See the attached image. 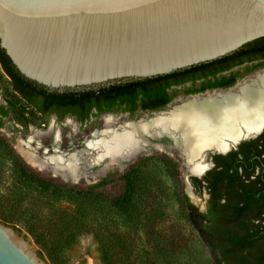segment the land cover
Returning <instances> with one entry per match:
<instances>
[{"label":"water","instance_id":"water-1","mask_svg":"<svg viewBox=\"0 0 264 264\" xmlns=\"http://www.w3.org/2000/svg\"><path fill=\"white\" fill-rule=\"evenodd\" d=\"M262 38L264 0H0V47L23 77L51 92L170 75ZM238 85L189 96L174 107ZM263 132L264 126L226 151H207L203 162L208 153L227 155ZM204 164L205 171H189L191 177L203 178L215 166L212 158ZM0 264L47 263L36 244L0 222Z\"/></svg>","mask_w":264,"mask_h":264},{"label":"rangeland","instance_id":"rangeland-1","mask_svg":"<svg viewBox=\"0 0 264 264\" xmlns=\"http://www.w3.org/2000/svg\"><path fill=\"white\" fill-rule=\"evenodd\" d=\"M245 79L240 80L239 84L242 85ZM1 99L24 104L0 65ZM182 101L177 99L165 111ZM108 117H113L115 124L118 123L114 129L133 119H148L145 116L129 119L122 115H105L80 124L70 118L61 122L51 118L44 128L28 127L13 116L4 121L0 125V215L20 217L24 222L60 239H69L80 231L74 244L64 253V264H104L100 242L94 233L99 230L100 223V229L111 239V254L115 264H211L209 251L186 219L180 196L182 191L189 192L190 186L191 200L201 211H206L208 198L204 191L194 188L190 170L175 148V142L167 137L148 139L150 146L132 159L119 162L105 159L89 166L80 165V174L75 180L55 173L49 166H39L26 160L40 174L63 179L80 187L95 186L111 176L118 178L130 166L138 164L141 174L133 200L132 220L116 211L108 201L95 203L90 199L78 200L69 195L51 198L22 184L14 171L5 142L22 158L20 146L30 138H34L31 147L36 149L40 158H48L57 152L60 155L74 154L83 150L86 141L91 140L96 131L103 129V121ZM152 117L150 115L149 119ZM57 135L61 142L56 152L54 142ZM210 156L211 152L204 163H209ZM105 192L110 197L116 194V181ZM15 229L36 244L27 232V227L17 225ZM44 259L50 264L47 258Z\"/></svg>","mask_w":264,"mask_h":264},{"label":"trees","instance_id":"trees-1","mask_svg":"<svg viewBox=\"0 0 264 264\" xmlns=\"http://www.w3.org/2000/svg\"><path fill=\"white\" fill-rule=\"evenodd\" d=\"M263 56L264 38L247 44L230 56L170 75L128 81L124 84L100 87L99 90L59 93L51 92L23 77L0 47V65L9 77L13 90L26 100L23 105L9 100L10 111L18 119L26 122L30 121L27 117L28 113L44 114L46 113L45 108L62 117L66 114L75 115L80 122H83L86 117L84 110L90 111L94 107L110 102L112 93H116L117 98H126L136 87H145L150 83L182 75L184 77L174 81L173 84L195 81L208 73L216 72L225 63L231 62L230 66L219 68L220 70L244 62L256 61ZM263 65L264 63L258 64L257 67ZM235 83L236 79L231 82L218 81L211 86V89L230 88ZM204 91L205 88H202L195 93ZM170 101L171 99L167 103ZM4 108L0 106L1 112L8 115ZM164 108L165 104L156 106L154 109ZM5 146L13 160L14 171L18 178L22 184L33 191L51 198L69 195L78 200L90 199L95 203L108 201L116 211L132 220L133 200L141 174L138 164L130 166L118 178L111 176L104 178L95 186L80 187L40 174L31 169L12 147L6 145V142ZM210 158L215 166L207 172L206 176L191 177L194 188L206 191L209 195L206 211H201L184 191L181 192L180 199L189 225L209 251L211 264H264V132L257 139L241 143L236 151L227 155H211ZM115 181L118 185V192L111 197L106 196V189ZM0 222L13 228L17 225L27 227V232L39 247V255L47 258L50 264H64L62 259L65 251L74 244L80 233L78 231L69 239H60L10 214L0 215ZM101 225L102 223L99 225L100 228ZM100 228L94 233L100 242L102 261L104 264H115L114 256L111 254V239ZM113 241L117 242L116 239Z\"/></svg>","mask_w":264,"mask_h":264},{"label":"bare ground","instance_id":"bare-ground-1","mask_svg":"<svg viewBox=\"0 0 264 264\" xmlns=\"http://www.w3.org/2000/svg\"><path fill=\"white\" fill-rule=\"evenodd\" d=\"M238 86L234 91L189 100L154 115L151 120L126 122L117 129L114 127L118 123L108 117L103 121V129L96 131L83 150L74 154H58L59 135L54 142L55 155L40 158L31 147L34 138L24 142L20 152L28 161L49 166L55 173L75 180L80 174V165L89 166L105 159L112 162L132 159L150 146L147 139H161L159 135L166 133L175 142L190 172L200 175L207 168L203 162L207 151H226L232 143L255 134L264 126V71Z\"/></svg>","mask_w":264,"mask_h":264},{"label":"flooded vegetation","instance_id":"flooded-vegetation-1","mask_svg":"<svg viewBox=\"0 0 264 264\" xmlns=\"http://www.w3.org/2000/svg\"><path fill=\"white\" fill-rule=\"evenodd\" d=\"M262 63H264V56L256 61L244 62L240 65H235V66H231L229 68L220 70L224 66H230L231 62H228L222 65L221 68L219 67L220 69L218 68L216 72L208 73L207 75L203 76L200 79H196L195 81H189V82H185L182 84H173L174 81L181 80L184 77V75H182V76H177L173 79H167V80H163V81H159L155 83H150V84L145 85V87H136L132 91V94L128 95L126 98L125 97L117 98V94L112 93L111 94L112 99L110 102L101 104L100 107H94L90 109V111H87V109H85L84 114H86V117L83 122H80L79 118L75 115L66 114L62 117L59 114H56L52 112V110L47 109V108H45L46 113L44 114L37 113V111H36L37 115L28 113L27 117L30 119L29 122H26L23 120L21 121L24 123V125L28 127L33 126V127H38V128H44L47 126L51 118H54L56 121H60V122L65 120L66 118H70L71 120H74V122L76 123L85 124L89 122L91 119L100 118L105 115H112V116L122 115V116H127L129 119H133L137 116H145V115L150 116V115H153V113L165 111L177 99H185L189 96H192L195 94H203L208 91L230 89L234 87L240 80L247 78L249 75L255 74V72L259 70L260 71L263 70L264 65L261 67H257L258 64H262ZM235 79H236V83L230 88L211 89V86L217 83L218 81L227 80L228 82H231L232 80H235ZM124 83L125 82H122L119 84H124ZM202 88H205L204 92L195 93L196 91H199ZM92 89L99 90L100 87L92 88ZM97 93L99 94V91H97ZM169 99H171V101L167 103ZM22 100L24 101V104H25L26 100L23 98ZM8 101H9L8 99L0 100V106H4L5 107L4 111L8 112V115H4L0 109V125L4 121L9 119L11 116L18 118L16 115H14L10 111L11 109H10V105ZM164 104H165L164 109H154L156 108V106H161ZM19 105H23V104H19ZM23 158H24L23 159L24 162L28 165L26 161L27 159L24 156ZM63 181L68 182L65 180Z\"/></svg>","mask_w":264,"mask_h":264}]
</instances>
